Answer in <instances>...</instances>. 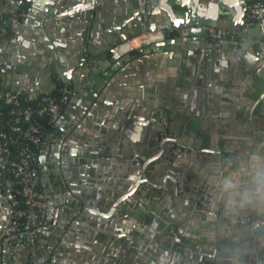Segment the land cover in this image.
Returning <instances> with one entry per match:
<instances>
[{
  "label": "crops",
  "instance_id": "1",
  "mask_svg": "<svg viewBox=\"0 0 264 264\" xmlns=\"http://www.w3.org/2000/svg\"><path fill=\"white\" fill-rule=\"evenodd\" d=\"M153 18L141 0H44L30 4L16 44L0 47L5 84L27 95L49 89L53 71L63 82L69 69L76 82L63 83L86 88L71 106L75 121L57 120L34 167L48 200L42 240L7 246L4 264H264V225L245 221L264 211L241 207L264 169V69L239 54L264 57V24L250 29L251 48L234 45L244 25L219 18L206 46L151 45L113 61L110 44L144 33ZM163 127L179 144L149 165L161 188L115 207L141 158L157 152ZM8 208L0 186V238Z\"/></svg>",
  "mask_w": 264,
  "mask_h": 264
},
{
  "label": "built area",
  "instance_id": "2",
  "mask_svg": "<svg viewBox=\"0 0 264 264\" xmlns=\"http://www.w3.org/2000/svg\"><path fill=\"white\" fill-rule=\"evenodd\" d=\"M7 1L9 4L15 3L16 6L23 2V0ZM245 7L243 42H249L250 29L264 23V0H245ZM8 24L16 31L22 23L15 16L10 18ZM6 34V29L2 28L0 41L4 44L15 41L14 36L7 38ZM164 39L163 31L145 32L120 43L115 49L119 55H123L132 50L149 47ZM54 88L55 83H52L49 89L39 93L45 95L41 97L37 108L31 105L22 106L18 94L0 90V101L13 107L9 113L14 116L12 132L9 133L0 115V186L9 197V224L6 234L0 238V264H4V248L20 241L23 220L28 221V229L24 232L25 241L37 243L42 240L41 221L47 211L48 200L43 183L35 173L34 164L37 161L36 148L40 149L45 144L49 133L48 127L37 117L51 115L56 118H74L71 106L86 93V88L82 86L64 84L60 88L61 96L58 99L50 94ZM15 133L18 135L14 136ZM245 221L258 226L264 225V214L256 217L247 216Z\"/></svg>",
  "mask_w": 264,
  "mask_h": 264
},
{
  "label": "water",
  "instance_id": "3",
  "mask_svg": "<svg viewBox=\"0 0 264 264\" xmlns=\"http://www.w3.org/2000/svg\"><path fill=\"white\" fill-rule=\"evenodd\" d=\"M43 1L44 0H30V3L31 6H33V5H37L38 3L41 4ZM141 1L148 2V4L150 5V12L154 14V18H153L154 24H152V26H150L149 29H144L143 32L145 33L146 31L147 32L163 31L165 35V39L163 41L155 42L152 44L153 51L156 52H158L161 49V47H164L169 44H173V45L178 44L180 45V47L185 48L186 42L199 41L202 42L203 46H206L205 37L207 35H211L212 38L218 37L219 33L217 32L215 33L214 29L216 27L221 26L219 25V18H221V20L228 21V26L232 29H240L245 24V20H244L246 16L245 0H234V3H230L227 0H141ZM223 4H225V6H223ZM11 7L15 9L18 6H16L15 3H12ZM47 14L53 15V13H47ZM133 34L135 33H128L125 36H121V38L118 39L115 43L110 44L109 49L111 51L113 61L119 60V54L115 49L116 46L122 43L123 41L127 40V38L132 37ZM44 41L50 44V39L48 37H45ZM14 44H16V40L13 42H6L4 45L5 47L12 48ZM253 44L256 43H251V42L234 43V45L237 46L239 45L241 47H249V48H251ZM52 47L53 46L50 45V48ZM191 47H193V44L191 45ZM215 47L217 49H220L221 45L219 43H216ZM138 52L139 53L146 52L145 47L140 48ZM0 53H2L1 50ZM9 53H11V50H7V54ZM239 54L241 56H244L249 63L259 62L264 69V57H262L261 55L254 54L250 51L249 52L241 51ZM146 58L149 59L148 57ZM55 72L56 71H53L52 73L54 74ZM52 73L49 74L48 76L50 78V81L54 83L52 79ZM70 74H71V70L69 69L67 71L65 70L62 71L59 76L62 78L63 82L72 84L73 81L76 82V80L74 79L72 81ZM6 85L9 86L13 91L24 93L22 89H19V87H22L21 84L15 85L7 81ZM166 142H172L176 144L178 143L176 139L166 137L158 143L159 148L153 157H151L150 159H146V157L141 158L143 164L139 162V169L137 171L139 172V178L135 181V185L131 188V191L124 194L123 197L120 199V201L118 203H115L116 205L115 207H118L121 201H123V204H125L124 203L125 201L126 204L127 202L139 203V201H142V198L146 194L152 193L150 190H141L140 185L143 183L150 185L154 189L161 188V185H157L153 181L146 179L144 175H146V172H149L151 170L149 168V164L152 161L157 160L161 155L164 154V150H166L164 145ZM144 148L148 149L147 146H145ZM79 149L81 156L78 157L79 160L81 162H87L86 158H84L87 156V153L83 151L84 149L83 146H79ZM71 153L73 154V152ZM168 157L172 159L175 158L173 154H168ZM55 166L58 168L59 164ZM166 179H171L176 184L179 183L178 179L172 176H168ZM179 184L183 188L182 185L183 183H179ZM139 190L142 191L141 196L138 195L137 193ZM178 197L180 196L178 195ZM180 198L184 200V202H187V199L182 197Z\"/></svg>",
  "mask_w": 264,
  "mask_h": 264
},
{
  "label": "trees",
  "instance_id": "4",
  "mask_svg": "<svg viewBox=\"0 0 264 264\" xmlns=\"http://www.w3.org/2000/svg\"><path fill=\"white\" fill-rule=\"evenodd\" d=\"M9 4L7 0H0V5L2 7H0V30L2 28H5L7 31L6 37H11L14 36L15 37V29H13L9 24L8 21L10 20V18L12 17H18L20 22L23 23L25 21L26 18V13L30 7V0H23L22 4L19 5L17 8L13 9H4L3 5ZM243 32L239 33L236 38L238 40H241L243 38ZM4 45L3 41H0V47H2ZM3 69V68H2ZM0 69V90L3 91H12L16 94H18L21 105L22 106H28L31 105L35 108L38 107L40 99L42 96H44L45 94H39V95H35V96H30L27 95L25 93H19L17 91H13L9 86H7L5 84V80H4V76H5V71ZM53 82L55 83V88L51 91V95H53L56 98H60L61 93H60V88L64 85V83L59 79V77L55 74H53L52 76ZM13 107L9 104L4 103L3 101H0V115L3 117V121L5 124V129L7 130V132L11 133V126L13 124L14 121V116L10 115V110ZM37 119H39L45 126L48 127V133H51V131L54 130L56 122L59 118L53 117L51 115H46L44 117H37ZM25 125V124H24ZM47 133V134H48ZM18 134L15 133L14 136H17ZM39 150L38 148H36V157L38 159V154H39ZM37 161L34 164V167L36 166ZM28 229V221L27 220H23L22 221V230L23 233L20 237V243H25V235L24 232H26ZM27 243V242H26ZM28 244H32V243H28Z\"/></svg>",
  "mask_w": 264,
  "mask_h": 264
},
{
  "label": "flooded vegetation",
  "instance_id": "5",
  "mask_svg": "<svg viewBox=\"0 0 264 264\" xmlns=\"http://www.w3.org/2000/svg\"><path fill=\"white\" fill-rule=\"evenodd\" d=\"M243 31H241V33H242ZM244 34V33H243ZM238 35V34H237ZM236 35V36H237ZM244 37H245V34L243 35V38L241 39V40H238L236 37V39H237V43H240V42H243V39H244ZM246 43V42H245ZM72 120H74L75 121V117L74 118H72ZM166 130H165V127H163V129L161 128V130H160V136L157 138L158 139V142L157 143H159L162 139H164V138H166V137H168V138H172V137H169V136H167V133L165 132ZM163 135V136H162ZM149 143H151V142H149ZM172 145V144H176V143H172V142H166L165 143V149H167L166 148V145ZM178 144V143H177ZM159 146V145H158ZM74 152L75 151H73V154H74ZM164 152H165V150H164ZM76 154L78 153L77 151L75 152ZM80 153V152H79ZM154 156V154L153 155H149V157H146V159H150L151 157H153ZM144 157V156H143ZM153 162H155V161H152L151 163H153ZM151 163L149 164V165H151ZM55 164L57 165V161H55ZM141 164H143V162L141 163ZM53 170H55V171H57V167L54 165V167H53ZM52 171V170H51ZM154 172V171H153ZM154 173H152V171L150 170L149 172H146V175H144V177H146V179H149L150 181H153L155 184H157V183H160V180H158V179H155V177H154V175H153ZM166 176H168V175H166ZM165 176V177H166ZM139 178V172H135V173H133V175H131V178L130 179H128L127 181H126V183L124 182L123 183V195L124 194H126L127 192H129V191H131V188L135 185V181L137 180ZM178 181H180V178L178 179ZM185 179H181V183H183L184 185H185ZM157 185H160V184H157ZM183 185V186H184ZM140 188H141V190H150L151 192H152V189H154V188H152L150 185H147V184H141L140 185ZM137 193H140V194H138V195H142V191H138ZM150 193H148V195H149Z\"/></svg>",
  "mask_w": 264,
  "mask_h": 264
},
{
  "label": "clouds",
  "instance_id": "6",
  "mask_svg": "<svg viewBox=\"0 0 264 264\" xmlns=\"http://www.w3.org/2000/svg\"><path fill=\"white\" fill-rule=\"evenodd\" d=\"M244 205L260 206L264 211V169L255 172L250 187L241 197V207Z\"/></svg>",
  "mask_w": 264,
  "mask_h": 264
}]
</instances>
